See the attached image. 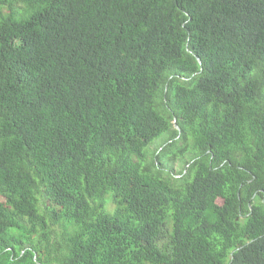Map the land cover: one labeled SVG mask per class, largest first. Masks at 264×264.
<instances>
[{
  "label": "trees",
  "instance_id": "trees-1",
  "mask_svg": "<svg viewBox=\"0 0 264 264\" xmlns=\"http://www.w3.org/2000/svg\"><path fill=\"white\" fill-rule=\"evenodd\" d=\"M0 264H264V0H0Z\"/></svg>",
  "mask_w": 264,
  "mask_h": 264
},
{
  "label": "rangeland",
  "instance_id": "rangeland-1",
  "mask_svg": "<svg viewBox=\"0 0 264 264\" xmlns=\"http://www.w3.org/2000/svg\"><path fill=\"white\" fill-rule=\"evenodd\" d=\"M5 10H3L4 12ZM165 136L162 135L159 138L155 139L146 149V158L149 160L152 157V153L154 152V150H156V148L158 147V145L162 142L163 138ZM171 152L167 153V155H170ZM162 160L165 162V169L169 170L171 169L172 174L176 177H178V175H176V173H178L179 171H181L184 168V162L182 160H177L175 162H166L168 160V157H163ZM186 161V160H185Z\"/></svg>",
  "mask_w": 264,
  "mask_h": 264
},
{
  "label": "water",
  "instance_id": "water-1",
  "mask_svg": "<svg viewBox=\"0 0 264 264\" xmlns=\"http://www.w3.org/2000/svg\"><path fill=\"white\" fill-rule=\"evenodd\" d=\"M199 62V61H198ZM172 123H173V128L175 129V130H177V132L179 133V128H178V126H177V124H176V118L175 117H173V119H172Z\"/></svg>",
  "mask_w": 264,
  "mask_h": 264
}]
</instances>
